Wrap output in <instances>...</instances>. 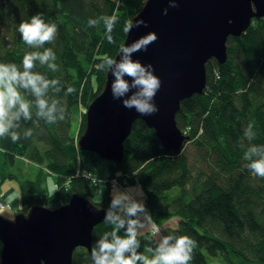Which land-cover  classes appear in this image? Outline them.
<instances>
[{
  "label": "trees",
  "instance_id": "1",
  "mask_svg": "<svg viewBox=\"0 0 264 264\" xmlns=\"http://www.w3.org/2000/svg\"><path fill=\"white\" fill-rule=\"evenodd\" d=\"M143 2L0 0V63H15L22 70L26 53L51 48L58 71L39 61L33 71L60 80L61 92L55 93L50 86L46 98L49 103L60 101L66 110L63 121L47 124L36 118L33 107V119L20 121V140L0 138V177L18 182L21 210L26 212L33 204L57 207L69 200L72 191L93 199L94 185L75 174L80 167L91 169L103 163L119 186L128 176L130 183L142 188L144 205L158 224L179 218L165 235H187L197 242L191 264H264V178L255 176L244 160L251 146L264 145V18L254 19L256 24L241 35L230 36L225 61L213 58L206 63L205 90L181 101L176 123L189 135L185 143L193 142L194 156L185 151V143L178 155L163 153L153 129L140 119L132 124L119 163L103 162L95 153L77 147L85 124L82 107L100 93L107 73L97 66L120 50L124 27ZM37 13L58 27L55 41L40 49L27 46L18 31L22 22H30ZM105 17L116 18L111 33ZM90 19L97 21L96 26H89ZM68 87L74 89L71 94H65ZM23 95L35 99L29 93ZM74 116L79 122L72 133ZM249 124L251 138L246 135ZM27 129L33 135L25 139L22 133ZM17 156L22 157L20 162H15ZM8 166L20 175L5 174ZM95 187L100 198L96 204L108 209L110 187ZM113 227L105 220L95 226L92 247ZM144 246L140 242L137 251L143 253ZM72 259V264H93L84 248L77 247Z\"/></svg>",
  "mask_w": 264,
  "mask_h": 264
},
{
  "label": "water",
  "instance_id": "2",
  "mask_svg": "<svg viewBox=\"0 0 264 264\" xmlns=\"http://www.w3.org/2000/svg\"><path fill=\"white\" fill-rule=\"evenodd\" d=\"M144 0L130 22H146L126 33L128 45L155 33L158 39L147 51L132 54V59L151 64L161 80L154 103L159 109L141 115L134 108L114 99L107 71L100 93L87 105L84 129L77 139L80 150L95 153L103 162L119 163L124 156V141L132 124L141 119L164 146V151L178 153L189 140L176 123V113L183 99L200 94L206 84V63L224 62L227 40L241 35L254 19L264 18V0ZM167 9V14L164 10ZM119 59V51L113 58ZM131 84V78L125 77ZM107 209L73 193L56 209L33 204L19 210L13 219L0 215V264H72L74 250L84 247L91 256L92 232L105 220Z\"/></svg>",
  "mask_w": 264,
  "mask_h": 264
},
{
  "label": "clouds",
  "instance_id": "3",
  "mask_svg": "<svg viewBox=\"0 0 264 264\" xmlns=\"http://www.w3.org/2000/svg\"><path fill=\"white\" fill-rule=\"evenodd\" d=\"M171 7H176V0H169ZM167 14V9L164 10ZM115 17H105L104 22L107 32L111 33L115 24ZM96 20H89V26H96ZM146 22L141 20L127 23L124 27L126 33H130L133 27H139ZM18 31L25 44L30 48H44L45 44L53 43L58 34V27L55 23H46L42 14L37 13L32 16L30 22H22ZM158 39L155 33H150L135 40L131 44L121 46L119 59L104 58L97 67L110 71L114 79L111 83V92L114 99H121L130 89H137L130 98H123V106L128 109H135L141 115H152L158 112L154 103V98L161 88V80L154 74L151 64L144 65L139 60L132 59V54L139 51H147L148 46ZM109 42L112 36L108 35ZM39 61L41 66L46 65L51 71H58L56 64V54L51 48H44L42 52L32 51L26 53L22 60V70L15 63H0V138H11L13 142L21 139L19 131L20 121H30L33 119L32 109L35 107L37 119L44 120L47 124H56L65 119V108L60 101L52 99L51 103L46 98L50 86L54 87V92H61L59 79H48L44 75L34 72L33 69ZM125 77L131 78V84ZM74 91L68 87L65 94ZM29 93L34 100H28L23 93ZM252 125L246 129V135L251 138ZM25 139L33 135L32 129H27L22 133ZM244 160L248 161L246 167L255 176L264 178V145H253L244 155ZM127 199L126 194L113 195L107 209L105 222L114 225L112 231L106 232L99 238L91 250L93 264H191L194 259V249L197 242L187 235H164L155 249L152 250L151 257H148L137 249L140 248V240L136 226L137 220L129 219L124 236L117 233L120 228L125 227L124 220L119 212H114L118 206ZM142 203L132 202L121 208L129 217L135 216L144 210ZM149 219L151 216L149 214ZM143 226V225H141ZM153 235H159L160 229L151 221ZM112 239L109 240L108 236Z\"/></svg>",
  "mask_w": 264,
  "mask_h": 264
},
{
  "label": "rangeland",
  "instance_id": "4",
  "mask_svg": "<svg viewBox=\"0 0 264 264\" xmlns=\"http://www.w3.org/2000/svg\"><path fill=\"white\" fill-rule=\"evenodd\" d=\"M131 20V19H130ZM130 22V21H129ZM256 24V21H252L251 24L249 26H254ZM87 108V107H86ZM85 107H82V111H86ZM79 122V118L75 117L73 118V123H72V128H71V132L75 133L77 130V123ZM193 148L195 149V146L193 144L192 141L185 143V151H188V153H191V156H194L195 151L193 150ZM196 150V149H195ZM103 169L106 173L105 177L100 179L103 180H109L111 179V181H116L117 177L115 176H110L111 173H109V168L106 164H99L96 167V170H100ZM109 170V171H108ZM48 183L54 188V184L51 178L48 179ZM108 185L103 186L101 189L106 188ZM118 185H116L111 191V196L113 195H118V194H126L127 199H125L123 201V204L118 206L117 210L118 212L121 214L123 213V211H121L120 209L129 205L132 202H137V203H142L144 205V201H145V197H144V192L142 190V188L138 185V184H133V183H128L126 184V187L123 189L121 187H118ZM11 187L14 188V190L10 191L7 195V198L5 200H3L5 203H8L11 206V209L6 208L4 210H2L0 212V214L6 218V219H13L14 216L16 215V213L18 212L19 209H21L22 204H21V197H20V188H19V184L16 180H5L3 182V185L0 186V192H5L8 191ZM52 188V189H53ZM178 189L175 188L173 189V192H177ZM134 200V201H133ZM145 206V205H144ZM119 214V215H120ZM149 214L151 216L150 211L147 209V207H144V210L141 212H138L135 216H139L141 218V221L137 224L136 226V230L138 234H143V232H146L145 230H148L149 228L151 229V222L148 221L149 219ZM121 217V216H120ZM151 221L152 223H154L159 229H160V234L159 235H152L150 234V236H147V240L146 242H144L145 246H144V251L142 254L151 257L152 254V250L155 249V247L157 246V244L160 242V240L163 238V234L164 230L166 227L169 226H174L178 223L179 218L178 217H172L169 220H167L166 223L163 224H158L156 221H154V219L151 217ZM143 225V226H141ZM119 233L124 235L125 234V229L121 228L119 230ZM0 250H1V242H0ZM221 264V263H218Z\"/></svg>",
  "mask_w": 264,
  "mask_h": 264
},
{
  "label": "bare ground",
  "instance_id": "5",
  "mask_svg": "<svg viewBox=\"0 0 264 264\" xmlns=\"http://www.w3.org/2000/svg\"><path fill=\"white\" fill-rule=\"evenodd\" d=\"M138 12V11H137ZM136 12V13H137ZM216 60V59H215ZM217 61V60H216ZM218 62V61H217ZM93 76V75H92ZM92 76H91V79H92ZM205 87H207L206 86V84H205ZM204 90H205V88H204ZM141 120V119H140ZM144 122V121H143ZM145 123V122H144ZM146 124V123H145ZM152 129V128H151ZM154 131V130H153ZM154 133H155V131H154ZM156 135V134H155ZM157 137V136H156ZM158 138V137H157ZM158 141H159V143H160V146H161V150H162V152L163 153H165V154H171L170 152H166V151H164V146H163V144L161 143V141L158 139ZM247 152V151H246ZM246 152H244V153H246ZM180 152H178V153H172V154H174V155H178ZM20 159H22V157H20V156H17L16 157V161L15 162H20ZM24 169V168H23ZM95 170H96V167H93V168H91V169H87V168H82V167H80L79 168V170L78 171H76V174H75V178H85V179H87L89 182H90V184H92V185H94L93 186V188H94V193H93V195L94 196H96V197H94L93 199H91V198H89V197H87V196H85V195H83V194H80V193H78V192H76V191H72V193L70 194V196L73 194V193H76V194H78L79 196H83V197H86V198H88V199H90L93 203H98L99 201H100V198H99V196L97 195L98 194V189L95 187V186H98V188H99V190L103 187V186H105V185H108L110 188H111V190L116 186V185H114V184H112L111 183V179H109V180H101L100 179V177L97 175V171L95 172ZM5 174H7V175H11V174H13L14 176L16 175H20V173H17V170L14 168V167H10V166H8V167H6V169H5ZM9 179V178H8ZM8 179H5V180H8ZM5 180H2L1 179V177H0V184L1 183H3ZM9 180H14V179H9ZM128 183H130L129 181H128V176H123V178H122V185H120V186H118V187H121V188H125L126 187V184H128ZM136 185V184H135ZM70 198V197H69ZM66 203V202H65ZM64 204V203H63ZM60 205H62V204H59L57 207H47V206H45V207H47V208H50V209H56V208H58ZM98 207L99 208H101V209H104L105 207H101V206H99L98 205ZM1 212V211H0ZM1 215V214H0ZM1 217H3L2 215H1ZM173 217H176V216H173ZM4 218V217H3ZM137 239L138 240H140V242H146V240H147V237H146V235L145 234H141V235H138L137 236ZM78 248H84V247H78ZM85 249V248H84ZM72 262H73V259H72Z\"/></svg>",
  "mask_w": 264,
  "mask_h": 264
},
{
  "label": "built area",
  "instance_id": "6",
  "mask_svg": "<svg viewBox=\"0 0 264 264\" xmlns=\"http://www.w3.org/2000/svg\"><path fill=\"white\" fill-rule=\"evenodd\" d=\"M111 183L114 184V185H118V181L117 180L116 181H111ZM6 208L11 209V206L8 203H5L2 199H0V211L4 210ZM122 219L124 220L125 228H127V226H128L127 225V222H128L129 219H131V220H137L138 222L140 221V218L138 216L137 217L136 216L129 217L126 214H124V216L122 217ZM148 221L151 222L150 219H148ZM151 230L153 231L152 228H151Z\"/></svg>",
  "mask_w": 264,
  "mask_h": 264
},
{
  "label": "crops",
  "instance_id": "7",
  "mask_svg": "<svg viewBox=\"0 0 264 264\" xmlns=\"http://www.w3.org/2000/svg\"><path fill=\"white\" fill-rule=\"evenodd\" d=\"M97 175H98L99 177L103 178V177H105L106 173H105V171H104L103 169H100V170H97ZM2 185H3V183L0 184V186H2ZM12 190H14L13 187H11L8 191L0 192V199L5 200V199L7 198L8 193H9L10 191H12ZM166 222H167V221H166ZM166 222H165V223H166ZM169 227H174V226H169ZM166 228H167V227H166ZM166 228H165V230H166ZM165 230H164V233H165ZM145 231L147 232L148 230H145ZM143 233H144V232H143ZM138 235H140V234H138ZM163 236H164V234H163Z\"/></svg>",
  "mask_w": 264,
  "mask_h": 264
},
{
  "label": "flooded vegetation",
  "instance_id": "8",
  "mask_svg": "<svg viewBox=\"0 0 264 264\" xmlns=\"http://www.w3.org/2000/svg\"><path fill=\"white\" fill-rule=\"evenodd\" d=\"M124 213H125V212H123V213H121V214L119 213L120 216H121V218L124 216ZM138 217H139V216H138ZM139 218H140V217H139ZM140 221H141V218H140ZM140 221H139V222H140ZM176 225H177V224H176ZM176 225H175V226H176ZM125 229H126V228H125ZM152 232H153V231L149 228L148 231H147V232H144L143 234H145V233H150V234H152ZM152 235H153V234H152ZM164 235H165V234H164Z\"/></svg>",
  "mask_w": 264,
  "mask_h": 264
}]
</instances>
